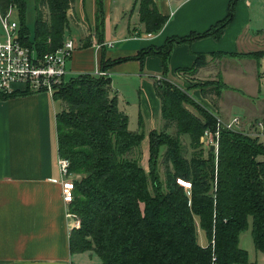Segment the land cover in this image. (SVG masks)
<instances>
[{
    "label": "trees",
    "instance_id": "trees-1",
    "mask_svg": "<svg viewBox=\"0 0 264 264\" xmlns=\"http://www.w3.org/2000/svg\"><path fill=\"white\" fill-rule=\"evenodd\" d=\"M34 1L32 39L24 23L25 0H0V15L15 7L21 43L39 53L52 51L62 44L74 0ZM237 1L230 0L226 15L204 32L168 37L161 46L143 48L135 56L142 61L155 54L163 70L153 80L164 123L160 130L149 132L147 171L140 163L142 120L139 130L128 129V116L110 93L107 74L80 72L56 88L53 98L63 103L56 114L58 155L69 160L70 173L79 175L68 205L69 214L80 224L70 232L72 254L93 251L98 264H246L248 252L239 246V236L249 219L254 248L264 254V144L256 136L222 128L216 153L204 147L200 138L205 130H216L215 114L200 109L201 119L191 113L185 106L191 103L189 94L166 75L174 45L219 38L233 19ZM136 2L145 32L158 31L167 15L153 0ZM96 13L101 23L102 0H97ZM209 54L264 56L263 51ZM204 55L196 54L190 67L177 71H192ZM109 64L102 59L99 70L106 71ZM223 88L224 83L214 93L220 95ZM17 93H0V98ZM184 135L193 150L189 158L180 149ZM160 158L164 182L155 168ZM178 178L189 182L190 188ZM198 229L207 238L204 246L198 243Z\"/></svg>",
    "mask_w": 264,
    "mask_h": 264
},
{
    "label": "crops",
    "instance_id": "crops-1",
    "mask_svg": "<svg viewBox=\"0 0 264 264\" xmlns=\"http://www.w3.org/2000/svg\"><path fill=\"white\" fill-rule=\"evenodd\" d=\"M86 1L75 0L74 13L80 32L85 25L87 34L77 32L75 26L71 35L66 33L69 24L65 31L64 38L71 37L76 44L66 62V77L97 71L102 59L110 63L105 71L110 77V93L117 96L119 109L127 114L128 129L139 130L142 120L140 163L147 171L149 132L160 130L164 123L153 80L161 77L163 70L161 58L155 54L142 61L135 56L143 48L161 46L168 37L204 32L226 15L230 0H153L167 20L150 35L139 20L136 0H102L101 23L97 0H90L92 15L86 12ZM75 31L77 34H72ZM215 51L264 52V0H238L233 19L219 38L207 36L174 45L166 75L190 67L198 53ZM226 57L235 60L234 66L227 62L221 67L226 84L231 86L224 72L249 73L253 91L231 87L251 98L249 114L263 121L254 131L264 144V56ZM62 108V101L48 92L19 91L0 98V264H69L75 262V254L83 253L70 252L73 219L62 199L60 183L51 181L60 177L56 114Z\"/></svg>",
    "mask_w": 264,
    "mask_h": 264
},
{
    "label": "rangeland",
    "instance_id": "rangeland-1",
    "mask_svg": "<svg viewBox=\"0 0 264 264\" xmlns=\"http://www.w3.org/2000/svg\"><path fill=\"white\" fill-rule=\"evenodd\" d=\"M74 3L72 10H69V29H67L66 33H70L72 28H77V32H80V25H77L76 23V15L74 10ZM91 8V1L87 0L85 3V9L86 12H89L92 15V9ZM81 8H79V11ZM35 6L34 2L31 0H26V10H25V18L24 23L27 26L29 30L30 38L32 39L34 36V22H35ZM11 19L16 20L17 22H20V18L18 15V11L15 7H12ZM77 26V27H76ZM83 27V30L81 31L84 34H87L88 29L85 25H81ZM69 31V32H68ZM77 32H72V34H77ZM80 32V33H81ZM235 60L227 58L225 55L217 54V55H211V54H205L202 58L198 60V65H196L192 71H177L175 75H167L168 80L172 83L178 86L179 88H182L187 91L189 94V100H191V103H185V106L187 109L193 113L194 115L200 117L201 116V110H208L209 112H212L215 114L216 117L220 118L223 121H228L232 118V116H240L241 123L239 130L245 134H248L250 136H256V133L254 129H256V126L263 125V121L259 118L253 119L254 114H249V109L252 107L250 104V97L242 95L241 92L236 90L235 88L231 86H237L240 87L242 90L247 91L250 93L253 91L252 85L250 84L249 79V73L244 72V74L233 72L230 70L227 72H224L226 75V79L228 83L231 85L229 86L226 84L223 80L222 73H221V67H224L227 62H229L230 66H234ZM225 63V64H224ZM225 84V88H223L220 92V95H216L214 91L215 88H219L221 84ZM195 106H197L199 109H197ZM228 112L230 113V117H228ZM261 123V125H260ZM161 129V128H160ZM174 132V128H170L169 132ZM255 134V135H254ZM257 137V136H256ZM181 151L186 157H190L192 153V148L189 146V140L186 135L181 137ZM164 150V147L160 148V153L162 154ZM206 150L204 149L205 156H206ZM159 163L155 166L156 171L158 172V176L162 182H164L165 178V168L164 165L161 163V158L158 161ZM144 165L147 168V163L144 161ZM79 175H77V178ZM72 216V215H71ZM74 222H77L72 217ZM248 227L241 232L240 234V247H248V261L246 264H264V254H262L259 251H256L253 247L252 237H251V220L248 221ZM80 225V224H79ZM76 228V227H74ZM78 228V227H77ZM197 239L198 243L204 245L207 244V238L205 236V233L198 229L197 232ZM245 249V248H244ZM75 262L77 264H98L100 263L99 257L93 252V251H85L82 254H75L74 256Z\"/></svg>",
    "mask_w": 264,
    "mask_h": 264
},
{
    "label": "built area",
    "instance_id": "built-area-1",
    "mask_svg": "<svg viewBox=\"0 0 264 264\" xmlns=\"http://www.w3.org/2000/svg\"><path fill=\"white\" fill-rule=\"evenodd\" d=\"M11 9L4 16L0 15L2 27V38L0 39V93L11 94L24 91L53 94L58 86L69 79L66 77L69 74L66 62L76 47L75 41L71 37H66L58 48L39 53L35 47L21 43L18 37V22L10 17ZM94 73L97 75L107 74L105 71L100 70ZM240 123L238 116H233L228 121L216 117V130L214 132L204 131L200 138L202 145L210 149L212 147V150L216 153L220 130L225 128L240 131ZM69 165L68 159L59 157L57 166L60 177L51 178L52 182L60 183L61 196L67 207L73 200L75 180L73 173L69 172ZM177 182L186 189L190 188V183L187 181L178 178ZM74 227H79L78 221H73L71 229ZM69 264L76 263L70 262Z\"/></svg>",
    "mask_w": 264,
    "mask_h": 264
},
{
    "label": "water",
    "instance_id": "water-1",
    "mask_svg": "<svg viewBox=\"0 0 264 264\" xmlns=\"http://www.w3.org/2000/svg\"><path fill=\"white\" fill-rule=\"evenodd\" d=\"M211 149H212V147H211Z\"/></svg>",
    "mask_w": 264,
    "mask_h": 264
}]
</instances>
